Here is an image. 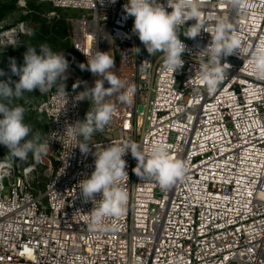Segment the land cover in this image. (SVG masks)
Segmentation results:
<instances>
[{
  "label": "built area",
  "instance_id": "built-area-1",
  "mask_svg": "<svg viewBox=\"0 0 264 264\" xmlns=\"http://www.w3.org/2000/svg\"><path fill=\"white\" fill-rule=\"evenodd\" d=\"M39 1L81 12L69 19L72 49L83 63L84 53L109 51L113 70L135 84L136 93L131 105L112 97L113 118L87 154L75 147L68 126L84 119L88 100L74 98L98 77L80 75L82 83L66 89L68 101L55 90L44 94L37 106L49 125L48 154L31 163L0 159V264H264V80L249 64L251 51L264 41V0H244L239 10L232 0H190L208 24L210 18L227 20L248 52L221 61L224 79L211 93L199 78L209 33L180 36L187 46L184 64L172 74L163 54L149 55L132 32L127 0ZM177 2L159 0L168 12ZM194 23L186 21L181 32ZM133 47L141 52L134 55ZM129 140L145 151L165 145L184 162V176L162 189L134 173L137 161L128 152L129 180L120 184L128 193L124 213L89 229L93 204L78 184L94 170L95 151Z\"/></svg>",
  "mask_w": 264,
  "mask_h": 264
},
{
  "label": "clouds",
  "instance_id": "clouds-1",
  "mask_svg": "<svg viewBox=\"0 0 264 264\" xmlns=\"http://www.w3.org/2000/svg\"><path fill=\"white\" fill-rule=\"evenodd\" d=\"M115 3V0H111ZM168 6V5H167ZM244 0H232V7L239 10L244 7ZM168 12L159 0H127L123 5L127 16L134 17L132 32L138 36L148 54L154 56L157 52L163 54L166 70L172 74L183 67L182 54L186 51L181 35L195 39L201 31L211 36L207 50V62L199 70V78L204 82L209 93L214 92L224 79V68L221 61L237 54L247 55L242 48L238 35L232 32L231 24L220 17L208 24L201 18L199 7L190 0H178ZM185 8L188 9L185 17ZM195 23L181 32L186 21ZM131 50L134 55L141 52L139 47ZM84 55L87 63H80L79 68L89 71L98 77L93 87H85L84 91L76 94V101L88 100L90 108L83 120H78L68 126V134L76 140L82 154L90 152V145L96 133L103 132L111 122L115 97L121 104L131 105L136 93V85L119 77L113 70L114 57L98 48L92 54ZM249 64L253 75L258 80H264V41L255 45L251 51ZM69 61L63 52L53 51L47 43L39 47L27 46L23 54V64L17 65L15 58H9V72L0 69V145L7 149L5 158L24 161L29 155L39 161L50 151L48 140L42 133L33 131L32 126L25 122L26 108L16 101L25 100V93L39 89L41 94L55 90V95L68 101L66 92L67 70ZM19 77L13 80L12 77ZM105 82L109 87H105ZM82 83L77 81L73 89ZM86 83V82H83ZM131 153L137 165L134 173L143 179L155 180L162 189L171 188L177 180L184 176V162L173 159L163 144H157L145 151L134 141L113 142L102 151L94 152V170L91 175L78 184L81 196L85 202L91 201L93 209L88 214L89 229L95 230L103 226L104 218L120 216L125 211L128 193L120 184L129 180L126 171L125 155ZM101 194L97 200L96 194Z\"/></svg>",
  "mask_w": 264,
  "mask_h": 264
},
{
  "label": "rangeland",
  "instance_id": "rangeland-1",
  "mask_svg": "<svg viewBox=\"0 0 264 264\" xmlns=\"http://www.w3.org/2000/svg\"><path fill=\"white\" fill-rule=\"evenodd\" d=\"M81 14L79 11L58 10L47 2L39 0H0V69L10 73L9 58L13 57L17 65L23 64V54L27 46L39 47L40 44L47 43L53 51L63 52L69 61L67 70L66 89L73 88V85L79 81V76L85 74L87 70L82 71L79 64L83 63L71 46L70 18ZM21 25L20 32L13 38L6 37V32L15 29ZM11 39V41H9ZM7 77H0V80ZM13 80L19 77L13 76ZM25 100L16 101L26 108L25 122L32 126L33 131L42 133L43 138L48 132L49 125L42 113L38 111V104L45 99L37 89L32 93H25ZM90 108V102L87 101L84 117ZM105 135L103 132L96 133L93 141L99 140ZM111 136V135H110ZM106 136L105 138H110ZM7 149L0 145V159H6ZM35 159L29 155L26 163L34 162ZM47 181L48 178H44Z\"/></svg>",
  "mask_w": 264,
  "mask_h": 264
},
{
  "label": "trees",
  "instance_id": "trees-1",
  "mask_svg": "<svg viewBox=\"0 0 264 264\" xmlns=\"http://www.w3.org/2000/svg\"><path fill=\"white\" fill-rule=\"evenodd\" d=\"M76 53H77V52H75V51H74V52H72V54H73V55H75ZM77 54H78V53H77ZM78 57H79V59L82 61V59H81V57H80V55H79V54H78Z\"/></svg>",
  "mask_w": 264,
  "mask_h": 264
}]
</instances>
